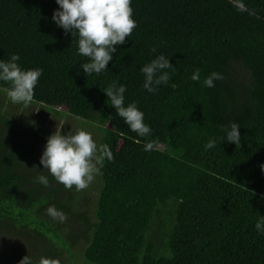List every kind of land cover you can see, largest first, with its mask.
Listing matches in <instances>:
<instances>
[{
    "label": "trees",
    "instance_id": "16d2710c",
    "mask_svg": "<svg viewBox=\"0 0 264 264\" xmlns=\"http://www.w3.org/2000/svg\"><path fill=\"white\" fill-rule=\"evenodd\" d=\"M131 7L137 27L108 71L85 75L88 58L51 19L55 0H0V60L18 54L23 69H42L30 104L92 126L98 148L113 157L97 165L91 198L66 189L39 163L49 131L26 110L0 111V264L26 255L32 264H264L255 229L264 216V0ZM161 53L174 69L150 94L139 69ZM196 69L199 82L190 78ZM213 71L224 78L205 88ZM114 82L127 87L125 105L144 113L149 136H137L111 107L103 91ZM8 87L0 82L1 93ZM231 123L240 144L224 141ZM210 138L215 147L205 151ZM50 205L65 221L46 215Z\"/></svg>",
    "mask_w": 264,
    "mask_h": 264
},
{
    "label": "clouds",
    "instance_id": "9594fccd",
    "mask_svg": "<svg viewBox=\"0 0 264 264\" xmlns=\"http://www.w3.org/2000/svg\"><path fill=\"white\" fill-rule=\"evenodd\" d=\"M55 3L58 8L53 11L51 19L58 28L63 29L66 34L70 33L77 40V54L88 58L89 62L80 65L85 75H99L108 71L107 65L112 60V53L117 51L116 46L124 44L126 37L129 38L137 27V22L133 18L132 0H55ZM240 10H245L243 5H240ZM19 60L18 54H12L7 61L0 60V82L10 84L6 92L12 103L27 106L33 100L34 89L42 75V69H23L18 64ZM170 69L174 67L163 53L144 64L139 69L144 77L143 89L155 94L160 86L168 85L171 78L168 71ZM190 78L199 82L200 70H194ZM223 78L221 73L213 71L203 79V86L213 88L215 81ZM126 91L125 85H117L114 82L103 92L116 114L131 131L139 137L149 136L152 130L144 122V113L135 102L125 105ZM239 128L238 124L231 123L225 129L224 141L240 144ZM215 144V139L210 138L204 144V150L214 148ZM150 148L151 144L145 145V150ZM105 158L108 160L113 158L111 151L107 145L98 148L91 133L84 130L73 133L71 130L62 134L56 130L46 138L39 163L57 183L66 189L75 187L79 191L87 188L93 181L95 174L99 173L97 165ZM260 167L264 172V164ZM35 182L45 187L49 185L48 177L43 174H38ZM261 198L264 199V196ZM45 211L54 221L63 222L66 219L63 211L57 209L55 205H50ZM255 229L258 235L264 236V216L257 220ZM19 264L32 262L26 255ZM39 264H49V260L42 257Z\"/></svg>",
    "mask_w": 264,
    "mask_h": 264
},
{
    "label": "rangeland",
    "instance_id": "374dc122",
    "mask_svg": "<svg viewBox=\"0 0 264 264\" xmlns=\"http://www.w3.org/2000/svg\"><path fill=\"white\" fill-rule=\"evenodd\" d=\"M3 93L0 92V111H4V113H12L14 115H17L19 113L22 114V110L25 114H30V119H35L34 122L38 124V126L44 131H49L50 134H46L45 138H47L49 135H51L53 132L61 131L62 134L69 133L71 130L73 133H75L78 130H84L92 134V137L94 140H96L97 136L95 135L92 126L90 125H84L83 121L77 117H71L68 115L63 116H55L52 115L50 112L44 110L40 104L32 105L29 104L27 106L23 104H14L10 101L9 97L7 96V92L4 90H1ZM35 104V103H33ZM87 126V127H85ZM99 185L98 180L94 176L93 181L88 185L86 192L88 193V196L91 198L93 194L95 193L94 187ZM76 250L80 252L82 250V241L77 242Z\"/></svg>",
    "mask_w": 264,
    "mask_h": 264
}]
</instances>
